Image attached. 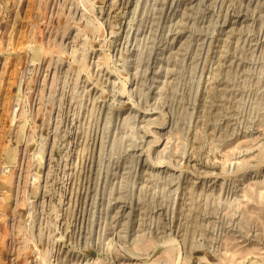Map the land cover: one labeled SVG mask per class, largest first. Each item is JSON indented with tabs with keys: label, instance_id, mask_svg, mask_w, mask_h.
Here are the masks:
<instances>
[{
	"label": "rangeland",
	"instance_id": "374dc122",
	"mask_svg": "<svg viewBox=\"0 0 264 264\" xmlns=\"http://www.w3.org/2000/svg\"><path fill=\"white\" fill-rule=\"evenodd\" d=\"M0 264H264V0H0Z\"/></svg>",
	"mask_w": 264,
	"mask_h": 264
}]
</instances>
